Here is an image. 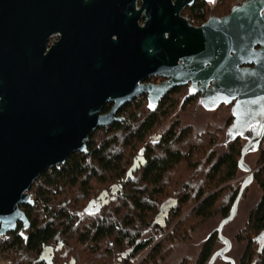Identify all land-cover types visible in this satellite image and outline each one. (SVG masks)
<instances>
[{"label": "water", "instance_id": "water-1", "mask_svg": "<svg viewBox=\"0 0 264 264\" xmlns=\"http://www.w3.org/2000/svg\"><path fill=\"white\" fill-rule=\"evenodd\" d=\"M192 2L0 0V236L17 223L28 228L19 208L32 204L25 192L72 152L86 153L91 131L122 121L121 106L146 93L154 109L171 88L189 82L208 109L233 102L227 138L245 140L238 160L245 177L217 227L224 247L207 264L229 250L221 231L253 180L245 156L264 137V0H244L198 27L180 15ZM57 31L60 39L46 50ZM29 36L33 47L21 50ZM151 77L164 80L142 83ZM118 189L112 185L98 198L107 203Z\"/></svg>", "mask_w": 264, "mask_h": 264}, {"label": "trees", "instance_id": "trees-1", "mask_svg": "<svg viewBox=\"0 0 264 264\" xmlns=\"http://www.w3.org/2000/svg\"><path fill=\"white\" fill-rule=\"evenodd\" d=\"M183 92L173 88L155 110L140 99L124 104L117 113L122 122L89 133L86 153L72 152L44 171L31 186L37 201L20 206L28 228L21 235L18 223L0 237V258L6 264H159L204 223L225 217L238 191L231 181L240 170L242 138L217 152L212 126L165 124L175 108L188 106L191 99H179ZM256 151L260 196L235 233L245 244L238 264H264V137ZM112 185L119 189L105 203L98 197ZM215 240L210 234L194 258L175 264H205Z\"/></svg>", "mask_w": 264, "mask_h": 264}, {"label": "rangeland", "instance_id": "rangeland-1", "mask_svg": "<svg viewBox=\"0 0 264 264\" xmlns=\"http://www.w3.org/2000/svg\"><path fill=\"white\" fill-rule=\"evenodd\" d=\"M242 0H221V3L224 4H233ZM180 97V96H179ZM180 99V98H179ZM223 111H211L206 110L200 106L196 107L195 105L189 104L186 108H175L171 115L167 118L165 124L169 123L172 117L178 115L182 124L193 125L196 130L202 129L203 127L212 129L219 128L223 131L226 130L228 122H231V119L228 118L230 115V110L227 107H222L220 110ZM225 135L221 133L217 135V140L215 143V149L217 152H223L227 148L224 143ZM245 140L241 139V143ZM259 152L250 151L245 156V162L251 167L252 170H257V161H258ZM244 172L238 170L236 177L231 181L234 185H240L241 179L244 177ZM230 182V183H231ZM260 196V190L256 185L255 181H251L247 184L242 196L238 202L236 215L235 217L225 224L222 234L226 236L231 241V249L225 253L227 257L233 259L234 264H238V258L243 252L244 243L238 242L235 239V233L242 227L245 222L248 211L253 204ZM169 203L166 202L165 206H168ZM221 217L216 216L210 221H207L202 225L201 228H198L191 234V238L185 242H178L172 254H170L165 261L160 262L159 264H175L181 257L188 256L189 258H194L198 250L203 243L206 235L215 231ZM169 231V230H168ZM166 231L165 234L168 232ZM146 235V234H145ZM1 237V236H0ZM215 246L220 247L219 243H215ZM142 258V257H141ZM140 258V259H141ZM0 264H6V262L0 258ZM214 264H226L223 260L217 259Z\"/></svg>", "mask_w": 264, "mask_h": 264}, {"label": "flooded vegetation", "instance_id": "flooded-vegetation-1", "mask_svg": "<svg viewBox=\"0 0 264 264\" xmlns=\"http://www.w3.org/2000/svg\"><path fill=\"white\" fill-rule=\"evenodd\" d=\"M243 1L244 0L236 2V3H233V4H229V3L228 4H224L223 2L221 3V0H212V2H209V0H193L192 4L186 5L185 7H183L181 9L180 15L182 17H184L191 26L198 27V26H201L202 24H204L206 21H208V19L210 17H215L217 19H220L221 17L228 15L231 12V9L233 7L241 5L243 3ZM15 27L17 29L16 35L20 39V36L23 33L22 29H21L23 26L21 25V28L19 26H15ZM59 39H60V32L57 31V32H52L51 34H49V36L46 39V43H45L46 50H49L51 47H53L55 45V43ZM20 44H21V48H20L21 50L31 49L33 47L32 36H29L28 40H25V41L22 40ZM163 80H164V78L151 77V78H147V79L143 80L142 83H147V82L159 83V82H161ZM189 86H190L189 82L187 84H185V85H181L180 86V87H183V89L185 91V92L180 94L179 98H180L181 101L186 100V99H191L189 101V104H191V105L193 104L196 107L200 106V107H202V108H204L206 110H211V111H223L222 109L220 110V108L227 107L230 110V115H229L228 118H230L231 122H232L233 114H232V111H231V106H232L233 102L226 103L224 101H220V102H218L216 104V106L213 105V108L208 109V108H206L204 106V103L202 102V100H200V93L195 92V90H193V89L189 90ZM177 87H179V86H177ZM173 88H175V87H173ZM173 88H171L165 95H167ZM162 98L160 99V101L162 100ZM135 99H140V101L145 100L146 103H147V107H148V100H147V94L146 93H143L142 95L136 97ZM135 99H133V100H135ZM159 102H158V104H159ZM156 107H155V109H156ZM173 119L180 120V117L178 115H176L175 117H172L171 120H173ZM231 122H230V124H231ZM230 124H228L226 130L229 128ZM215 132H217L218 135H220L221 133H224V135H225V131H223L221 129L219 130V128H216ZM223 144H225L226 147L229 145V143H223ZM238 188H239V186H238ZM212 233L215 234V237H216V231H213V232L208 233L206 235L204 241ZM20 234L23 235V232L20 233ZM215 243H219L220 247L215 246ZM215 243H214V246H213V249H212V254L216 250H218V249H220V248H222L224 246V244L221 243L220 241H218L217 238L215 240ZM230 249H231V246H230ZM224 256L227 257L225 254H224ZM227 258H229V260L226 261L222 257L218 256L216 258V260L217 259H221L226 264H234V261H233L232 258H230V257H227Z\"/></svg>", "mask_w": 264, "mask_h": 264}, {"label": "bare ground", "instance_id": "bare-ground-1", "mask_svg": "<svg viewBox=\"0 0 264 264\" xmlns=\"http://www.w3.org/2000/svg\"><path fill=\"white\" fill-rule=\"evenodd\" d=\"M189 90H190V89H189ZM140 95H142V94H140ZM140 95H138V96H140ZM138 96H136V97H138ZM136 97H135V98H136ZM135 98H134V99H135ZM200 100H202V102L204 103V100L201 99V97H200ZM131 101H132V100H131ZM131 101H130V102H131ZM128 103H129V102H128ZM110 105H111V104H110ZM204 105H205V104H204ZM156 106H157V105H156ZM110 107H111V106H110ZM148 107H149V106H148ZM149 108H150V107H149ZM150 109H151V108H150ZM154 109H155V108H154ZM154 109H151V110H154ZM117 116H118V115H117ZM121 116H122V115H121ZM121 116H119V117H121ZM122 117H123V116H122ZM122 121H123V118H122ZM122 121H119V122H122ZM112 124H113V123H112ZM112 124H110V125H112ZM110 125H109V126H110ZM109 126H106V127H109ZM97 128H98V127H97ZM97 128H96V129H97ZM96 129H95V130H96ZM91 132H92V131H91ZM87 139H88V138H87ZM86 142H87V141H86ZM230 142H232V141H231V140H228V138H227V130H225V140H224V143H230ZM86 149H87V148H86ZM257 150H258V149H257ZM255 151H256V150H255ZM86 152H87V151H86ZM247 154H248V153H247ZM247 154H246V155H247ZM239 157H240V156H239ZM238 160H239V159H238ZM60 164H62V163H60ZM57 165H59V164H57ZM54 166H55V165H54ZM52 167H53V166H52ZM50 168H51V167H50ZM50 168H49V169H50ZM47 170H48V169H47ZM45 171H46V170H45ZM244 174H245V173H244ZM39 177H40V176H39ZM39 177H38V178H39ZM244 177H245V175H244ZM244 177L241 179V181L244 179ZM38 178H37V179H38ZM37 179L32 183L31 186H35V185H36V181H37ZM252 181H253V180H252ZM240 184H241V182H240ZM31 186H30V188H29L25 193L27 194L29 200L32 201V204H31V205H33V203L36 202L37 200H36V197H35L34 192L31 190ZM246 186H247V185H246ZM239 187H240V185H239ZM245 188H246V187H245ZM245 188H244V190H245ZM238 190H239V188H238ZM244 190H243V192H244ZM243 192H242V193H243ZM237 193H238V192H237ZM242 193H241V195H240V198H241V196H242ZM236 197H237V194H236V196H235V198H234V200H233V202H232V205H231L230 211H231V209H232V206H233V203H234ZM240 198H239V200H240ZM239 200H238V202H239ZM21 205H25V204H20V205H19V208H20ZM237 205H238V204H237ZM20 209H21V208H20ZM21 210H22V209H21ZM236 210H237V208H236ZM22 211H23V210H22ZM230 211H229V213H230ZM229 213H228V214H229ZM228 214H227V215H228ZM227 215H226V216H227ZM235 215H236V213H235ZM235 215H234V217H235ZM226 216H225V217H226ZM225 217L221 218L220 221H219V223H220L221 220L224 219ZM234 217H233V218H234ZM233 218H232V219H233ZM232 219H231V220H232ZM231 220H229V221H231ZM229 221H227L226 223H228ZM28 222H29V221H28ZM219 223H218V225H219ZM226 223H225V224H226ZM17 224H18V223H17ZM19 224H21V228L19 229V233H22L23 230L26 229V228L23 229V228H22V223H19ZM225 224H224V226H225ZM218 225H217V227H218ZM224 226H223V228H224ZM217 227H216L215 231H216V238H217V240H218V237H217ZM16 229H17V228H16ZM222 231H223V229H222ZM222 231H221V233H222ZM7 233H8V232H7ZM222 235H223V234H222ZM3 236H4V235H3ZM223 236H224V235H223ZM1 237H2V236H1ZM225 237H226V236H225ZM226 238H227V237H226ZM218 241H220V240H218ZM229 241H230V240H229ZM220 242L223 243L222 241H220ZM230 243H231V241H230ZM223 244H224V243H223ZM223 247H224V246H223ZM223 247H222V248H223ZM220 249H221V248H220ZM229 249H230V248H229ZM44 250H45V248H44ZM218 250H219V249H218ZM218 250H216V251H218ZM216 251H215V252H216ZM215 252H214V253H215ZM214 253H213V254H214ZM225 253H226V252H223L222 254H219L218 256H220V257H222V258L224 259V254H225ZM46 254H48V251H47V250H46ZM213 254H212V255H213ZM212 255L210 256V258L212 257ZM218 256H217V257H218ZM217 257H216V258H217ZM210 258H209V260H210ZM216 258H215V260H216ZM209 260H208V261H209ZM224 260L227 261V260H229V258L226 257ZM208 261H207L205 264H207ZM213 263H214V262H213ZM213 263H212V264H213Z\"/></svg>", "mask_w": 264, "mask_h": 264}, {"label": "snow or ice", "instance_id": "snow-or-ice-1", "mask_svg": "<svg viewBox=\"0 0 264 264\" xmlns=\"http://www.w3.org/2000/svg\"><path fill=\"white\" fill-rule=\"evenodd\" d=\"M209 2H212V0H209Z\"/></svg>", "mask_w": 264, "mask_h": 264}]
</instances>
